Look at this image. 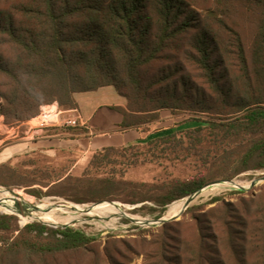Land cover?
<instances>
[{
    "label": "trees",
    "instance_id": "obj_1",
    "mask_svg": "<svg viewBox=\"0 0 264 264\" xmlns=\"http://www.w3.org/2000/svg\"><path fill=\"white\" fill-rule=\"evenodd\" d=\"M245 20L252 25L250 31ZM105 87L115 88L127 100V109H119L122 129L157 122L163 111L190 114L197 128L194 148L205 144L206 131L214 159L224 163L218 177L174 180L153 187L151 193L142 192L145 184L128 183L127 203H152L155 207L145 204L142 209L162 214L214 180L232 181L243 173L263 171L264 0L0 1V110L8 128L37 118L43 107L56 103L63 114L76 112L77 94ZM63 130L86 132L80 127ZM173 134L157 132L149 141L172 140ZM116 150L97 153L88 166ZM16 167L2 165L0 173L16 177ZM72 182L76 191L89 193L74 198L80 204L113 200L111 194L123 186L113 179L85 176H47L33 186ZM33 192L38 198L51 194ZM244 212L250 216L248 209ZM256 216L246 224L250 236L224 231L223 217L212 241L194 217L200 241L197 250L189 249V263L264 264V208ZM17 220L0 215V264H62L59 256L85 251L95 242L80 229H54L39 222L20 229ZM181 259L164 262L183 264ZM90 264L116 262L105 254Z\"/></svg>",
    "mask_w": 264,
    "mask_h": 264
},
{
    "label": "rangeland",
    "instance_id": "obj_2",
    "mask_svg": "<svg viewBox=\"0 0 264 264\" xmlns=\"http://www.w3.org/2000/svg\"><path fill=\"white\" fill-rule=\"evenodd\" d=\"M5 1L15 3L22 0ZM248 22L245 20L247 30L250 31L252 25ZM87 100L86 108L88 110L101 104L119 106L117 105L119 102H124V98L112 88H105L101 95H93ZM0 103L4 104V101L0 99ZM83 114L85 115L84 112ZM160 114L159 121L149 124L151 130L155 133L174 131L172 140L170 137L167 141L162 142L141 141L133 147L105 152L97 157L92 165L90 164L85 170H80L75 174H69L74 158L52 161L38 156L25 159L17 164L16 168L20 175L16 177L0 173L1 190L6 193L15 192V194L23 195L28 200H32L27 204L33 206L43 203L46 208L51 210L68 212L72 217V222L67 223L63 220L58 223L47 218L31 217L21 213L12 203L0 204V215L18 217L16 224L20 229L35 222L54 229L68 225L67 227L80 229L88 236L95 238V242L87 250L59 256V261L62 264H90L93 259L101 258L105 254H110L116 264H158L160 262L167 264L164 259L176 260V257L180 255L183 264H191L189 261L193 257L189 249L197 250L200 241L194 217L201 221L204 233H207L206 235L211 238V241L217 233V225H221L223 217L226 218L224 231L247 233L250 236L251 227L248 229L246 224H252L255 218L257 220L255 215L264 208V182L258 183L253 188L250 187L253 181L264 176V170L243 173L232 181L219 179L212 181V183H221L204 188L187 209L186 204L185 207L181 206L179 210L174 211V208L181 203L179 201L186 200L188 197L176 201L177 203L174 202L176 204H170L162 214L142 209L145 204L155 207L152 203L131 205L126 202L131 198V188L126 187L128 183L145 184L146 188H142V192L151 193L156 190L153 187L169 184L174 180H187L203 174L209 177H218L224 171L222 159H214L216 152L209 145L212 138L206 131L203 137L208 142L205 141L204 145L194 148L197 137L196 125L191 122V118L194 116L184 113L172 114L170 111H163ZM37 123V121H33L32 125L36 126ZM2 124L0 138L4 132L10 131L6 125L8 124L6 118ZM17 125L14 124L13 128ZM154 138L155 134L150 140ZM24 171H26L25 174ZM47 176L62 179L68 176L75 178H84L85 176L86 179L92 180L113 179L123 183V186L111 194L110 197L114 198L113 200L80 204L76 203L74 198L85 197L89 193L76 191L72 186L73 182L51 185L53 188H44L39 184L43 183ZM231 182L242 183L246 190L234 194L240 189L233 186L223 187ZM35 183L39 184L33 186ZM39 190L49 191L51 194L38 198L33 191ZM214 198L223 200L208 204ZM222 204L226 206L223 207ZM216 209L217 211L212 212ZM246 209L249 210L250 216L244 212ZM174 215L175 220L167 219L169 221L166 224L159 226H148L146 222L152 221L151 223H153L154 220L160 219L157 218L158 216L166 218V216ZM61 217L67 216L62 215ZM239 218H242V226H240ZM18 234L19 232H16L14 237Z\"/></svg>",
    "mask_w": 264,
    "mask_h": 264
},
{
    "label": "crops",
    "instance_id": "obj_3",
    "mask_svg": "<svg viewBox=\"0 0 264 264\" xmlns=\"http://www.w3.org/2000/svg\"><path fill=\"white\" fill-rule=\"evenodd\" d=\"M105 88H112L117 93L113 87ZM105 88L89 93H79L75 97L79 106L78 112L85 120V126L80 127L86 130L84 134L74 135L60 127L37 130L32 127L33 120L21 123L15 128H9L10 131L4 132L0 138L3 143L0 145V166L8 163L17 166L25 159L35 156L52 161L74 158L69 174H75L85 170L92 157L99 152L110 148H125L150 140L155 131L151 130L149 124L130 129L120 127L124 121V115L119 109H127L125 98L124 102L117 104L119 106L101 104L89 110L86 108L87 98L101 95ZM74 114L75 112L66 111L64 116Z\"/></svg>",
    "mask_w": 264,
    "mask_h": 264
},
{
    "label": "bare ground",
    "instance_id": "obj_4",
    "mask_svg": "<svg viewBox=\"0 0 264 264\" xmlns=\"http://www.w3.org/2000/svg\"><path fill=\"white\" fill-rule=\"evenodd\" d=\"M242 185L243 184L240 183V182H235V183H227V185H224V186H225V188H228V187H231V186H233L235 188H240V186L244 187ZM31 201L32 200H28L23 195L15 194V193H6V192H4L3 190L0 189V204L12 203V204H14L16 206V208L21 213L27 214V215H29L31 217H35V218H47L50 221H55V222H58V223H61V221H63V220L66 221L67 223L73 221L72 217L70 216V214L68 212L66 213V212H58V211H55V210H51L49 208H46L44 206L45 204L43 205V203L38 204V205H34V206L30 205V204H27V202L31 203ZM179 202H181V203H179V205H177L174 208V211L179 210V208L181 206L185 207V205L188 203V200L186 199V200L179 201ZM99 205H101V204H99ZM77 208H79V207H77ZM118 208L122 210V208H120V207H118ZM101 214H103V213H101ZM62 215H65L67 217L62 218L61 217ZM173 218H175V215L174 216H169V217L166 216L165 219H173Z\"/></svg>",
    "mask_w": 264,
    "mask_h": 264
},
{
    "label": "built area",
    "instance_id": "obj_5",
    "mask_svg": "<svg viewBox=\"0 0 264 264\" xmlns=\"http://www.w3.org/2000/svg\"><path fill=\"white\" fill-rule=\"evenodd\" d=\"M3 121L4 117L0 113V126L3 125ZM33 121L38 122L36 126H32L37 130H44L51 127L77 128L85 126V120L78 111L72 116H64L57 103L42 109L41 114L33 119ZM1 144L3 143L1 142Z\"/></svg>",
    "mask_w": 264,
    "mask_h": 264
},
{
    "label": "water",
    "instance_id": "obj_6",
    "mask_svg": "<svg viewBox=\"0 0 264 264\" xmlns=\"http://www.w3.org/2000/svg\"><path fill=\"white\" fill-rule=\"evenodd\" d=\"M260 182H264V176L261 177V178H259V179H257V180H255V181H253V183H252V185H251L250 188L255 187V186H256L258 183H260ZM219 183H221V182L211 183V184L205 186L204 188H206V187H210V186H212V185H214V184H219ZM231 183H235V182H231ZM204 188H202V189H201L200 191H198L197 193H194V194L190 195V196L187 198L188 203H187L186 209L190 206V204L193 202V200L195 199V197H197V196L199 195V193H201V191H202ZM239 189H240V191H245V190H246V188H244V187H240ZM12 193H15V192H12ZM15 212H17V211H15ZM15 212H14V213H15ZM19 213H20V212H19ZM175 219H176V218L170 219V221H171V220H175ZM131 220H133V219H131ZM133 221H135V220H133ZM168 221H169V220H167V219H165V218H160V219H158V220H154L153 223H151L152 221H147V225H148V226H159V225H162V224H166V222H168ZM67 226H68V225H66V226H64V227H67Z\"/></svg>",
    "mask_w": 264,
    "mask_h": 264
}]
</instances>
